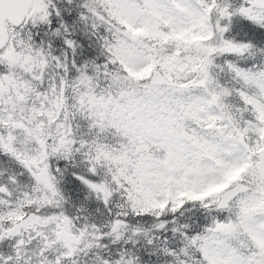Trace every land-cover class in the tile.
Listing matches in <instances>:
<instances>
[{"label": "snow or ice", "instance_id": "6c2138e0", "mask_svg": "<svg viewBox=\"0 0 264 264\" xmlns=\"http://www.w3.org/2000/svg\"><path fill=\"white\" fill-rule=\"evenodd\" d=\"M0 264H264V0H0Z\"/></svg>", "mask_w": 264, "mask_h": 264}]
</instances>
